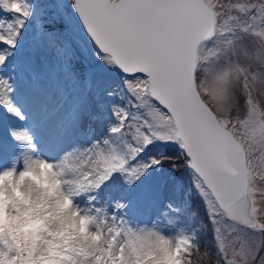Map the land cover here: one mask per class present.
Returning <instances> with one entry per match:
<instances>
[{
  "label": "snow or ice",
  "instance_id": "snow-or-ice-1",
  "mask_svg": "<svg viewBox=\"0 0 264 264\" xmlns=\"http://www.w3.org/2000/svg\"><path fill=\"white\" fill-rule=\"evenodd\" d=\"M0 13V156L91 141L56 165L69 209L38 197L51 217L26 244L33 264H264V0H0ZM189 189L203 257L179 226ZM162 201L166 219L133 226ZM23 251L0 229V264H28Z\"/></svg>",
  "mask_w": 264,
  "mask_h": 264
},
{
  "label": "clouds",
  "instance_id": "clouds-1",
  "mask_svg": "<svg viewBox=\"0 0 264 264\" xmlns=\"http://www.w3.org/2000/svg\"><path fill=\"white\" fill-rule=\"evenodd\" d=\"M59 163L32 154L27 160L13 158L10 166L0 168V188L6 193L0 195V229L9 234L16 248L24 249L22 255L28 264H33L31 250L26 247L30 239L28 234L51 217L49 207L42 204L38 197L52 196L62 209H69L65 199L68 186L63 182L64 169L56 166ZM9 172L13 174L12 180L6 176ZM61 189L65 190L63 194ZM72 198L76 199L74 194ZM70 215L75 219V208L70 209ZM35 264L45 262L36 260Z\"/></svg>",
  "mask_w": 264,
  "mask_h": 264
},
{
  "label": "rangeland",
  "instance_id": "rangeland-1",
  "mask_svg": "<svg viewBox=\"0 0 264 264\" xmlns=\"http://www.w3.org/2000/svg\"><path fill=\"white\" fill-rule=\"evenodd\" d=\"M224 2H227V0H224ZM0 15H4V13H0ZM118 103H125L124 101H120L119 99H117ZM134 111V109H132ZM89 125L91 126V128L94 130L95 132V136L94 138H99L101 135L105 134L106 129H107V121H88L85 120L84 124H83V130H87V128L89 127ZM77 140H81L83 141L88 147L91 143V141L88 138L85 137H79L77 138ZM74 140L71 141L68 144H65L63 147H57V149L54 151L55 155L57 156V158L63 159L65 157V155L69 152H71V147L73 144ZM49 148V147H48ZM44 153L46 154V156L48 157H53V155L47 153L44 151ZM56 157H54V159L58 160ZM13 158L11 156H1L0 157V168H4V167H8L10 166L11 162H12ZM257 185L259 188L264 189V181H260L259 179H257ZM260 197L258 196V199ZM80 202L82 203V205H85V201L84 199L81 197L79 198ZM99 203V202H98ZM166 204V201H162L159 202L155 205H149L146 206L144 208H142L140 211H138L134 218L132 219V224L134 227H141V228H150L152 227L153 224L157 223V221L159 219H166V218H162L159 216V213L162 209H164ZM196 207L199 210H202V214L201 217H196L194 216V214L189 215L188 212H184L180 219H179V226L181 228H183L185 231L187 232H193L196 229H199V231H195L199 233V243L201 241V239H203V243L204 245L206 244H212V239H211V233L210 231L205 228L202 227V225L206 224V217H205V213H204V208H203V204L200 201V198L196 195V201H195ZM105 207H107V204H105ZM110 211H113V209H109ZM200 231H201V235H200ZM31 233H29L28 235L30 236ZM196 257V256H194ZM203 257V256H202ZM208 262V264H211V262L204 257ZM215 257L213 256V259Z\"/></svg>",
  "mask_w": 264,
  "mask_h": 264
},
{
  "label": "bare ground",
  "instance_id": "bare-ground-1",
  "mask_svg": "<svg viewBox=\"0 0 264 264\" xmlns=\"http://www.w3.org/2000/svg\"><path fill=\"white\" fill-rule=\"evenodd\" d=\"M86 146L87 145L83 141L75 139L74 142H73V144H72V147H71V152L75 148H77V147L80 148V149H84V148H86ZM56 149L57 148H55V149L48 148L47 146H44L43 144H41L39 146V148H38V153L37 154L43 156L45 159H47L49 161H53V162L60 161L61 160L60 158H57V156H54L55 155L54 151ZM44 151L47 152V153H49V154H51V155H53V157L46 156V154L44 153ZM54 157H56L58 160L54 159ZM76 163H79V161H76ZM78 202L81 203L79 198H78ZM81 206H83L82 203H81Z\"/></svg>",
  "mask_w": 264,
  "mask_h": 264
}]
</instances>
